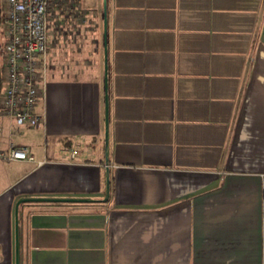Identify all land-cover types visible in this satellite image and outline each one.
I'll return each mask as SVG.
<instances>
[{
	"label": "crops",
	"instance_id": "0c3cea01",
	"mask_svg": "<svg viewBox=\"0 0 264 264\" xmlns=\"http://www.w3.org/2000/svg\"><path fill=\"white\" fill-rule=\"evenodd\" d=\"M75 1L12 136L37 161L0 160V264L23 197L89 200L20 203L21 264H264V0H107L106 37Z\"/></svg>",
	"mask_w": 264,
	"mask_h": 264
},
{
	"label": "built area",
	"instance_id": "2783aa9c",
	"mask_svg": "<svg viewBox=\"0 0 264 264\" xmlns=\"http://www.w3.org/2000/svg\"><path fill=\"white\" fill-rule=\"evenodd\" d=\"M64 4L71 14L75 0H2L3 89L0 93V160L37 161L28 146L13 139L17 127L45 124L39 102L47 83L50 21L54 7ZM4 119L8 138L3 140ZM80 151L71 150L74 158ZM45 161H38L42 164Z\"/></svg>",
	"mask_w": 264,
	"mask_h": 264
},
{
	"label": "water",
	"instance_id": "95a60500",
	"mask_svg": "<svg viewBox=\"0 0 264 264\" xmlns=\"http://www.w3.org/2000/svg\"><path fill=\"white\" fill-rule=\"evenodd\" d=\"M104 27H105V37L107 36V26H108V17H107V0H104ZM105 52L107 56V44L105 43ZM105 73L107 75V63L105 65ZM107 88V81H106ZM109 113H108V96L106 94V141L108 145V134H109ZM108 158V157H107ZM110 177L109 171H107V190L105 200H108L110 196ZM86 198H75V197H23L21 198L16 206V218H15V264H21V237H20V227H19V216L18 209L19 204L22 202H31V201H88Z\"/></svg>",
	"mask_w": 264,
	"mask_h": 264
},
{
	"label": "trees",
	"instance_id": "16d2710c",
	"mask_svg": "<svg viewBox=\"0 0 264 264\" xmlns=\"http://www.w3.org/2000/svg\"><path fill=\"white\" fill-rule=\"evenodd\" d=\"M3 21V14H2V0H0V93L3 89V82H2V67H3V32L1 29Z\"/></svg>",
	"mask_w": 264,
	"mask_h": 264
}]
</instances>
